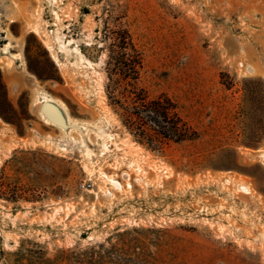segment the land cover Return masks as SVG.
Here are the masks:
<instances>
[{"label": "rangeland", "instance_id": "rangeland-1", "mask_svg": "<svg viewBox=\"0 0 264 264\" xmlns=\"http://www.w3.org/2000/svg\"><path fill=\"white\" fill-rule=\"evenodd\" d=\"M124 33L139 85L176 104L191 140L149 145L109 106ZM7 42L0 264H264V0H0ZM42 95L86 132L46 125ZM100 171L131 189L81 192Z\"/></svg>", "mask_w": 264, "mask_h": 264}, {"label": "trees", "instance_id": "trees-1", "mask_svg": "<svg viewBox=\"0 0 264 264\" xmlns=\"http://www.w3.org/2000/svg\"><path fill=\"white\" fill-rule=\"evenodd\" d=\"M124 35L117 46L121 53L113 52L106 63L109 106L134 138L149 145L162 148L170 142L191 140L196 133L179 115L176 104L165 95L149 97L139 85L142 58L130 36Z\"/></svg>", "mask_w": 264, "mask_h": 264}, {"label": "bare ground", "instance_id": "bare-ground-1", "mask_svg": "<svg viewBox=\"0 0 264 264\" xmlns=\"http://www.w3.org/2000/svg\"><path fill=\"white\" fill-rule=\"evenodd\" d=\"M32 32L34 34L38 33L36 28H34ZM11 48L12 46L10 42H7L0 49L1 54L10 58L12 61L14 60L17 61L18 59H20V54L12 53ZM46 49L50 51L51 47H49V45H46ZM61 49L63 50V47H61ZM51 58L53 61L58 62L57 58L53 54L51 55ZM22 65H23V62H22ZM41 97H42V101L36 102V104L40 103V110H39L40 116L46 125L60 129L61 131L65 133H70L74 130H77L83 133L86 132V128L72 123L71 117L69 115V110L64 103L57 101V100H53L44 95H42ZM48 108L50 109L48 110ZM105 149H106V146H105ZM86 153L87 155H89L90 151L86 150ZM243 189L245 190V193L247 194L250 193L247 188H243Z\"/></svg>", "mask_w": 264, "mask_h": 264}, {"label": "built area", "instance_id": "built-area-1", "mask_svg": "<svg viewBox=\"0 0 264 264\" xmlns=\"http://www.w3.org/2000/svg\"><path fill=\"white\" fill-rule=\"evenodd\" d=\"M127 168L133 169L136 174L141 175L145 173L140 167H134L133 164H129ZM162 174L165 179L169 178L166 171H162ZM87 176L89 178L79 184L80 191L87 193H93L95 191L96 194H101V196L109 199L114 198L116 194L122 191L130 190L132 186L128 173L120 175L119 179L117 175L112 176V174H107L104 171L92 173Z\"/></svg>", "mask_w": 264, "mask_h": 264}]
</instances>
